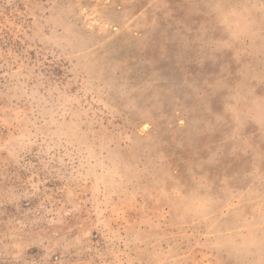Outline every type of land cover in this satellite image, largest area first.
<instances>
[{
  "label": "rangeland",
  "instance_id": "1",
  "mask_svg": "<svg viewBox=\"0 0 264 264\" xmlns=\"http://www.w3.org/2000/svg\"><path fill=\"white\" fill-rule=\"evenodd\" d=\"M0 264H264V0H0Z\"/></svg>",
  "mask_w": 264,
  "mask_h": 264
}]
</instances>
